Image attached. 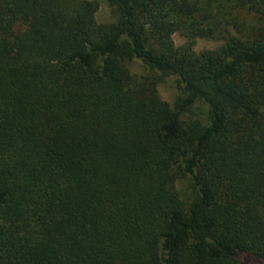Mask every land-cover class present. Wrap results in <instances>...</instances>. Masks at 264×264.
Returning <instances> with one entry per match:
<instances>
[{"label": "trees", "instance_id": "obj_1", "mask_svg": "<svg viewBox=\"0 0 264 264\" xmlns=\"http://www.w3.org/2000/svg\"><path fill=\"white\" fill-rule=\"evenodd\" d=\"M106 2L0 0V264H264V0Z\"/></svg>", "mask_w": 264, "mask_h": 264}, {"label": "rangeland", "instance_id": "obj_2", "mask_svg": "<svg viewBox=\"0 0 264 264\" xmlns=\"http://www.w3.org/2000/svg\"><path fill=\"white\" fill-rule=\"evenodd\" d=\"M99 4L98 11L96 13V19L98 22H107L112 20V16L110 13V9L107 5L106 0H96ZM173 40L176 46H180L184 44L185 38L181 36L179 33H175L173 35ZM221 44V41L216 40H208V39H198L194 50L199 52L206 49H215ZM130 70L133 75H145L147 73L146 66L140 61H133L130 63ZM157 92L159 97L168 102L173 103L178 91L175 87V81L173 78H168L163 82H160L157 85ZM198 113H201L202 110L199 108L197 110ZM177 188H179L180 183H176Z\"/></svg>", "mask_w": 264, "mask_h": 264}]
</instances>
